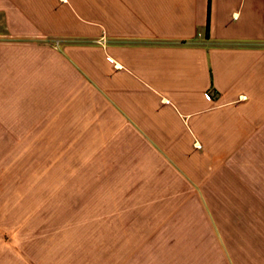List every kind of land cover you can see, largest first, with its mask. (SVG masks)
Instances as JSON below:
<instances>
[{"label": "crops", "instance_id": "obj_1", "mask_svg": "<svg viewBox=\"0 0 264 264\" xmlns=\"http://www.w3.org/2000/svg\"><path fill=\"white\" fill-rule=\"evenodd\" d=\"M0 174L94 258L214 264V195L264 174V0H0Z\"/></svg>", "mask_w": 264, "mask_h": 264}, {"label": "rangeland", "instance_id": "obj_2", "mask_svg": "<svg viewBox=\"0 0 264 264\" xmlns=\"http://www.w3.org/2000/svg\"><path fill=\"white\" fill-rule=\"evenodd\" d=\"M33 176L0 174V264H188L169 252L161 254L162 246L155 244L124 261L92 257L90 249L75 242V227L60 226L53 211L50 216L43 211L41 196H30ZM226 181L214 195L219 203L211 219L221 254L213 253L211 261L264 264V174H227ZM94 254L106 253L100 248Z\"/></svg>", "mask_w": 264, "mask_h": 264}, {"label": "trees", "instance_id": "obj_3", "mask_svg": "<svg viewBox=\"0 0 264 264\" xmlns=\"http://www.w3.org/2000/svg\"><path fill=\"white\" fill-rule=\"evenodd\" d=\"M209 29H210V19L208 20V25H207V32L209 33Z\"/></svg>", "mask_w": 264, "mask_h": 264}, {"label": "built area", "instance_id": "obj_4", "mask_svg": "<svg viewBox=\"0 0 264 264\" xmlns=\"http://www.w3.org/2000/svg\"><path fill=\"white\" fill-rule=\"evenodd\" d=\"M60 42H57V44H59Z\"/></svg>", "mask_w": 264, "mask_h": 264}]
</instances>
